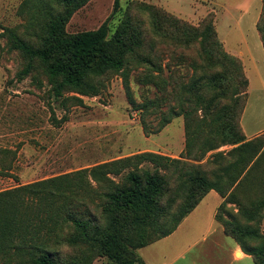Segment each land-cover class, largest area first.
Masks as SVG:
<instances>
[{"label": "trees", "instance_id": "1", "mask_svg": "<svg viewBox=\"0 0 264 264\" xmlns=\"http://www.w3.org/2000/svg\"><path fill=\"white\" fill-rule=\"evenodd\" d=\"M89 2L25 0L24 31L7 28L4 33L8 50L18 52L24 61L19 80L41 73L49 97L66 108L69 100L83 104L80 97L67 93L99 96L109 76L127 77L131 66L141 65L148 71L144 82L157 87L158 94L137 103L129 92V101L141 111L147 135L160 133L173 118L184 116L186 144L181 158L202 161L223 146L234 147L212 153V160L203 164L143 152L1 191L0 264H93L99 257L111 264H144L138 250L173 234L212 190L223 198L216 219L225 233L256 264H264V233L253 225L263 218L264 184H251L264 165V134L247 140L240 123L249 87L242 60L224 49L213 19L195 27L152 5L140 7L149 14L151 35L131 8L122 9L120 0L114 1L112 14L97 29L67 32L74 14ZM120 12L123 15L111 33V22ZM257 31L264 47V0ZM169 42L183 48L199 46V59L191 62L193 77L178 83L176 105L166 102L167 84L157 61L158 44ZM153 112L160 114L154 129L147 121ZM0 154V173L9 174L18 152L0 150ZM127 169L118 183L108 176H121ZM85 175L97 184L107 181L98 204L75 193L86 189ZM257 186L261 196L246 194ZM229 204L238 212L232 213ZM62 244L74 250L72 263L60 257Z\"/></svg>", "mask_w": 264, "mask_h": 264}, {"label": "rangeland", "instance_id": "2", "mask_svg": "<svg viewBox=\"0 0 264 264\" xmlns=\"http://www.w3.org/2000/svg\"><path fill=\"white\" fill-rule=\"evenodd\" d=\"M114 1L90 0L74 14L67 25V32L73 34L97 29L112 14ZM120 1L122 9L131 8L133 15L143 22L150 35L151 20L147 12L140 10L142 5L155 6L195 27L200 26L206 18H211L219 40L229 54H232L229 51L252 53L257 59L258 66L255 68L252 62L247 61L251 85L248 87L240 123L247 135L259 130L263 132L254 138L264 134V54H261L262 41L257 31L263 0ZM24 2L25 0H0V150L18 152L11 172L0 173L1 180L4 181L0 182V192L66 174H76L143 152L203 164L212 160V153L228 152L234 147L223 146L208 153L202 161L181 158L186 144L184 116L173 118L160 133L147 135L143 129L141 111L134 109L129 101V92L137 103H142L147 98H155L158 94L157 87L144 82L148 71L141 65L131 66L127 77L123 74L109 76L99 96L88 97L67 93L65 95L67 97H80L83 104L77 105L75 101L69 100L66 108L49 97L48 85L41 73L19 80L17 73L23 68L24 61L18 52L8 50L4 33L7 28L24 31L27 16ZM122 15L123 12H120L111 22V33ZM157 49L159 52L157 61L163 66V78L167 84L166 102L176 105L179 100L176 96L178 83L188 82L193 77L191 62L199 59V46L195 44L191 48H183L169 42L166 45L158 44ZM36 79L44 83L42 88L38 86ZM147 121L154 129L160 121V114L153 112L147 116ZM246 139L248 140L247 137ZM144 165L152 167L151 164ZM263 166L251 184H264ZM129 169L121 176L113 174L108 176L118 183ZM12 171H15V174ZM170 172H175L174 168ZM5 177L7 179H2ZM9 177L12 179H8ZM79 180L80 177L77 180L73 179L72 183ZM84 183L86 189L83 186L84 189L75 190L77 197L83 195L87 202L100 203L101 193L108 188L107 181L97 184L90 175H85ZM258 187H250L251 190L246 194L253 197L261 196ZM212 204V196L207 197L196 209V214L183 223L175 236L139 249L141 260H156L154 264H163L165 261L163 252L168 245L202 239L208 234L209 225L215 216ZM91 207L99 216L96 207L93 205ZM227 207L232 213L238 212L235 205L229 204ZM41 213L45 214L43 211ZM253 225L258 226L264 233V212L261 223ZM65 233L68 234L70 231ZM208 238L210 240L209 235ZM59 251L60 257L66 262L74 261L76 254L72 247L62 244ZM93 264L111 262L108 258L99 257Z\"/></svg>", "mask_w": 264, "mask_h": 264}, {"label": "crops", "instance_id": "3", "mask_svg": "<svg viewBox=\"0 0 264 264\" xmlns=\"http://www.w3.org/2000/svg\"><path fill=\"white\" fill-rule=\"evenodd\" d=\"M261 50H262L261 54H264V47L262 42H261ZM229 52L241 58L244 65L245 73L249 80V87H250L251 81L248 75L247 61L252 62V64L256 68L258 66L257 59L254 57L252 53L246 54L243 51H238V52L229 51ZM249 96H250V89H249ZM261 132L263 131L260 130L254 131L251 132L250 135H247L245 131L248 140H251ZM14 172L15 171H12L13 174H15ZM2 179H7V178L5 177ZM8 179H12V178L9 177ZM0 182L1 183L4 182L3 180H1V177H0ZM209 196H212L213 198L212 205L215 209V216L213 217V221L209 225L207 232L208 234L205 235L200 240L183 241L180 243H172L168 245V247L163 252L164 255L163 258L165 260L163 264H256L253 257L246 254L242 250L241 246L235 241V239L225 233L224 227L220 222L217 221L216 213L218 207L223 202V198L220 196V194L212 190L203 198L200 204ZM200 204L196 207V209L200 206ZM196 209L183 220V222L180 224V226L173 234L149 246H153L155 244H158L159 242H162L164 240H167L175 236L177 232L180 230V228L183 226V223H185L190 216L196 214ZM208 235L210 236V240L208 238ZM154 262H156V260L152 261V260L144 259L143 261L144 264H154Z\"/></svg>", "mask_w": 264, "mask_h": 264}]
</instances>
